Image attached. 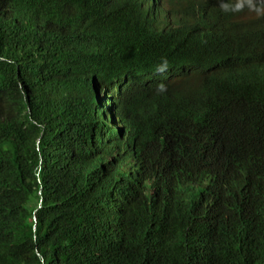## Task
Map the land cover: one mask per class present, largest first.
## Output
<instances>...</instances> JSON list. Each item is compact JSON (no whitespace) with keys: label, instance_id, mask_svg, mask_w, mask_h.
I'll use <instances>...</instances> for the list:
<instances>
[{"label":"trees","instance_id":"16d2710c","mask_svg":"<svg viewBox=\"0 0 264 264\" xmlns=\"http://www.w3.org/2000/svg\"><path fill=\"white\" fill-rule=\"evenodd\" d=\"M162 1L154 17L139 0H0V264H264V196L240 195L264 190V83L233 106L212 68L264 56V0ZM174 63L184 79L136 83ZM96 71L131 78L115 106L78 103ZM115 117L149 163L209 176L202 194L111 199L98 142ZM247 155L245 176L228 170Z\"/></svg>","mask_w":264,"mask_h":264},{"label":"clouds","instance_id":"9594fccd","mask_svg":"<svg viewBox=\"0 0 264 264\" xmlns=\"http://www.w3.org/2000/svg\"><path fill=\"white\" fill-rule=\"evenodd\" d=\"M140 7L150 9L152 16L158 17L160 13L167 12L168 7L162 0H139ZM229 49H233L232 44ZM245 57L234 56L231 60H221L212 66L215 73H223L222 78L235 93L233 96V106L241 105L259 95L257 92L258 84L264 83V56L259 59L248 58L245 62H240ZM211 73V72H210ZM187 76L186 66L181 63H174L167 67H155L150 69V65L137 73L136 83L155 84L165 86L170 83L182 80ZM212 73L200 81V86L204 91L200 96L206 98L213 96L214 84L211 82ZM126 81L131 78L123 72L117 76L109 78L94 72L86 76V87L80 93L78 103L85 105L89 110H103L105 104L115 106V99ZM213 89V90H212ZM175 93V90L172 91ZM188 96V95H186ZM191 97V96H190ZM194 98V97H193ZM124 128L128 127L115 117V124L104 121L100 129L98 145L103 147L107 162L106 168L110 175V184L105 189L111 199H123L127 204L135 205L140 203L145 197L153 196L155 200L161 199L166 191L176 192L172 184H185L188 189L183 193V197H189L190 192L198 191L202 194L209 184L210 177L204 174L189 173L191 164L188 159L178 157L177 161L168 160L167 162L149 163L137 146L129 143ZM117 137L118 141H112ZM103 142H109L104 144ZM229 152L225 155H228ZM255 156L247 155L235 161H228L229 171L236 172L245 176L248 172V165ZM257 186L264 188V180H255ZM249 196L255 202L261 201L264 190L257 191V194L240 193Z\"/></svg>","mask_w":264,"mask_h":264}]
</instances>
